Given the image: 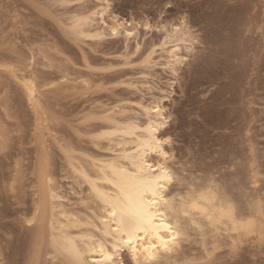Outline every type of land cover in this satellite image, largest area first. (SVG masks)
I'll use <instances>...</instances> for the list:
<instances>
[{
    "label": "rangeland",
    "instance_id": "374dc122",
    "mask_svg": "<svg viewBox=\"0 0 264 264\" xmlns=\"http://www.w3.org/2000/svg\"><path fill=\"white\" fill-rule=\"evenodd\" d=\"M150 117L170 197L217 191L252 228L188 225L178 253L148 264H264V0H0V264H73L50 246L61 228L106 239L77 170L122 163Z\"/></svg>",
    "mask_w": 264,
    "mask_h": 264
},
{
    "label": "bare ground",
    "instance_id": "6f19581e",
    "mask_svg": "<svg viewBox=\"0 0 264 264\" xmlns=\"http://www.w3.org/2000/svg\"><path fill=\"white\" fill-rule=\"evenodd\" d=\"M121 29L127 35L133 34L123 23H116L113 31L117 34ZM178 33L180 30L176 29L174 36H177ZM172 58L177 59V50L172 52ZM34 88H29V94L35 93ZM153 111H155V116H153L155 118L164 116L163 109L159 106L153 108ZM150 119L145 128L130 124L122 131L123 134L132 136L137 133L138 129H142L138 132L140 134H136V138H133L136 139L135 142L131 140L134 144L130 142L135 145L133 150L130 149V152L124 150V155H121L123 156L121 157L123 158L122 163L105 162L107 164L98 167V170L95 169L97 170L96 177L90 175L92 173L85 172L86 170L82 171L83 168L80 169L81 172L77 170L90 184L94 196L99 200L97 202L103 206L101 208L104 209L106 214V219H104L107 221L102 223L101 236L110 237L108 238L110 240L107 238V240H100V238L93 240V237L90 236L88 241H84L85 237H79L78 240L77 237H73L74 235L70 236L71 233H65L63 228L61 230L58 228L60 233L54 236L53 230L52 244H50L51 247L53 245V250L55 248V252L58 251V253L54 252L55 255H59L60 251L65 252L73 264H84L85 256H89L94 264H116L115 259L121 256L122 251H128L133 257V264H148L178 253L182 241L189 235L188 225L196 227L204 221L211 226V229L213 227L214 232L219 231L222 227L228 232L239 233L240 231L247 235L251 232L250 223H244L241 220L245 219V217L242 218L244 215L240 217L238 212L237 214L234 212L235 204L232 200H219L215 190V193L199 192L200 189L194 193L193 190V195L191 192V195L183 197L185 200H181V202L178 200L180 204L177 199L170 197L168 189L173 179V173L166 163L168 156L164 147L166 141L159 135L162 123H158V119L151 117ZM113 124L117 126L118 123L114 122ZM111 131L110 129L107 132L110 134ZM115 131L113 130L112 133ZM120 132L121 130H119ZM204 190L206 189L204 188ZM189 195L190 197H188ZM230 201L234 206L229 204ZM52 222L54 223V220ZM189 222L191 224H188ZM59 223L61 224V222ZM55 224L58 225L56 222ZM62 224L67 225L64 222ZM202 226L205 227L203 224ZM68 227L64 226L66 229ZM200 228L202 229V227ZM119 262L123 264L121 261Z\"/></svg>",
    "mask_w": 264,
    "mask_h": 264
}]
</instances>
